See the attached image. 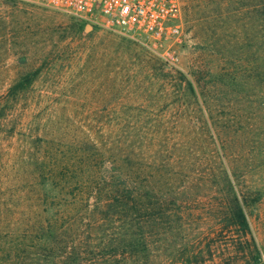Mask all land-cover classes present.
<instances>
[{"label": "trees", "instance_id": "1", "mask_svg": "<svg viewBox=\"0 0 264 264\" xmlns=\"http://www.w3.org/2000/svg\"><path fill=\"white\" fill-rule=\"evenodd\" d=\"M251 7L256 50L247 77L264 83V0ZM5 22L0 18V27ZM9 30L0 28L6 48ZM198 69L170 76V88L183 102L179 107L194 111L189 116L118 114L112 120L127 132L92 137L67 124L55 133L45 128L30 135V149L26 155L18 152L12 177L0 180V264H198L203 250L184 248L190 230L212 221L221 231L249 235L246 207L253 199L239 192L230 159L235 155L222 140V119L210 114L221 105L220 90ZM41 70L22 76L0 98L1 127L10 103ZM205 92L212 93L208 106ZM193 121L201 123L208 147L173 137L186 132L185 124L195 127ZM208 196L218 202L206 213L199 206Z\"/></svg>", "mask_w": 264, "mask_h": 264}, {"label": "rangeland", "instance_id": "2", "mask_svg": "<svg viewBox=\"0 0 264 264\" xmlns=\"http://www.w3.org/2000/svg\"><path fill=\"white\" fill-rule=\"evenodd\" d=\"M179 1L177 41L157 43L112 34L51 9L0 0V18L6 21L1 27L10 29L5 32L11 40L9 48L0 44V98L22 76L42 69L2 116L0 180L12 177L18 152L26 155L30 135H40L45 128L55 133L70 124L93 137L95 133L127 132L112 120L118 114L131 118L191 115L190 106L179 107L183 102L171 90L170 76L199 68L220 90L221 105L210 114L222 119V140L224 148L235 155L230 159L237 168L239 192L253 199L246 207L251 233L244 237L236 229L221 231L209 221L190 230L191 239L184 248L190 253L203 250L198 264H264V83L247 77L256 50L251 13L255 0H226V4L225 0ZM167 55L174 60L168 61ZM216 73L220 75L217 80ZM165 74L167 78L160 76ZM209 96L212 93L205 92L207 106ZM192 123L195 127L185 124L186 132L173 134L176 142L208 147L201 123ZM136 124L140 128V122ZM252 126V134L245 136V129ZM217 202L208 196L199 208L209 213Z\"/></svg>", "mask_w": 264, "mask_h": 264}, {"label": "built area", "instance_id": "3", "mask_svg": "<svg viewBox=\"0 0 264 264\" xmlns=\"http://www.w3.org/2000/svg\"><path fill=\"white\" fill-rule=\"evenodd\" d=\"M57 11L132 40L177 41L179 0H13ZM168 61L174 57L167 55Z\"/></svg>", "mask_w": 264, "mask_h": 264}]
</instances>
